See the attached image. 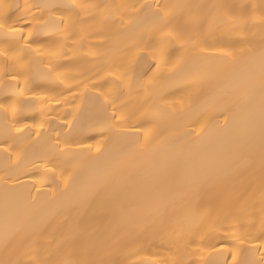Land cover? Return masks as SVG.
<instances>
[{
    "label": "bare ground",
    "instance_id": "bare-ground-1",
    "mask_svg": "<svg viewBox=\"0 0 264 264\" xmlns=\"http://www.w3.org/2000/svg\"><path fill=\"white\" fill-rule=\"evenodd\" d=\"M259 3L0 0L10 17L0 29V236L19 226L20 259L173 264L179 249L185 264L264 261V25L249 15L238 27L214 7ZM173 5L202 20L179 43L158 30L157 13ZM13 26L22 37L6 35ZM213 163L235 174L230 206L209 214L191 180ZM104 173L122 189L123 214L83 201Z\"/></svg>",
    "mask_w": 264,
    "mask_h": 264
},
{
    "label": "snow or ice",
    "instance_id": "snow-or-ice-1",
    "mask_svg": "<svg viewBox=\"0 0 264 264\" xmlns=\"http://www.w3.org/2000/svg\"><path fill=\"white\" fill-rule=\"evenodd\" d=\"M5 8H9V5H4ZM74 8L79 9L81 13L87 14V10L90 8L100 7L98 5L90 4H78L73 5ZM165 8L169 6L165 5ZM173 9H178L179 11L168 12L164 11L162 8L157 15L160 17L159 28L160 32H165L167 30L166 38L170 40H175L177 43L181 42L184 36L192 30H198L202 25V20L190 13L189 10L192 6L190 5H173ZM214 7L218 8L222 12V17L232 22L238 27H242L248 22V17L251 15L253 18L258 16L261 25H264V0H260L259 4H241V5H231V4H219ZM10 17L7 13L0 17V29H4L7 26V22ZM23 19L22 17L20 18ZM63 22V21H61ZM23 28L12 27L6 35H11L13 37H22ZM28 36L32 35L31 27H29ZM7 57V52L0 53ZM160 65L157 64V68ZM259 119H260V132H261V155L264 158V50L261 51L259 58ZM15 79V77H13ZM255 78V70H250L247 74L246 79L252 80ZM256 94L255 88H248L247 92L244 94V105H248ZM250 118H255V112H249ZM116 119H123V115L115 116ZM234 171H229L225 169L222 165L213 163L209 164L201 169H199L192 177V184L194 185L192 192L198 204L207 205L205 211L211 213L213 211L223 212L225 208L229 207L231 204V199L226 197V193L229 191V185L234 176ZM122 189L118 184L114 183L111 176L107 173L101 174L100 176L94 178L89 182V185L83 190L82 198L84 202L96 206V212L99 215L107 216L113 211L119 209L123 214L126 209L122 204ZM225 196L223 200L217 205L215 200L220 197ZM264 229V225H262ZM20 231L19 226L16 228H9L5 225L3 235L0 236V252L4 254V258L0 259V264H44L42 261L35 259H30L24 261L19 258L16 254L17 242L16 237ZM264 240V236L261 237ZM264 247V243L261 244ZM31 247L29 246L28 252H31ZM178 255L173 259V264H185L184 260L179 254V249H177ZM264 255V254H262ZM235 255L233 256V261L235 264ZM63 264H73V261H64ZM77 264H95L94 261H80ZM264 264V261L261 262Z\"/></svg>",
    "mask_w": 264,
    "mask_h": 264
}]
</instances>
